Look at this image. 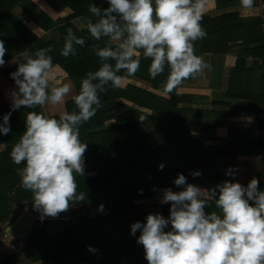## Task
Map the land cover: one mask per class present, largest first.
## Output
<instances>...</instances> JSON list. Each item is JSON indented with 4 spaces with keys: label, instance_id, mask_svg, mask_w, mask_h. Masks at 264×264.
I'll list each match as a JSON object with an SVG mask.
<instances>
[{
    "label": "trees",
    "instance_id": "16d2710c",
    "mask_svg": "<svg viewBox=\"0 0 264 264\" xmlns=\"http://www.w3.org/2000/svg\"><path fill=\"white\" fill-rule=\"evenodd\" d=\"M41 1L29 2L30 6L26 7V11L29 19L41 29L51 30L45 37L38 36L11 12L13 7L22 4L21 0H9L7 4L0 0V39L4 40L7 49L4 59L18 55L24 50L34 53L39 48L51 46L49 54L53 58V82H62L64 78H69L77 92L80 78L87 71L99 67L100 60L95 55L94 46L102 47L111 43L106 37L95 40L88 32V20L95 19L89 12V4L93 2L103 8L108 6V0H56L55 3L53 0ZM226 1L217 0L216 8L230 3L229 0ZM240 1L234 0L232 3L239 4ZM55 4L69 7L70 11L60 17L54 9ZM80 16L86 26L78 29L72 19ZM261 22L260 16L250 19L251 36L237 38L241 39L239 40L242 44L247 41L256 42L255 47L243 49L242 52L259 58L264 65V34ZM201 25L207 34L194 42L198 55L212 51L213 45L220 48L222 43L232 40L231 28L249 26L236 12H225L213 17L204 14ZM69 29L82 37L84 44L74 45L75 54L65 57L60 53ZM234 38L236 39V36ZM149 63V59L142 57L140 68L134 75H124L123 70L121 75L125 80L132 77L143 79L151 84L153 91L138 87L129 81L115 88L107 85V91L99 93L102 107L87 122L80 125V139L87 143V148L84 153V174L77 176L76 180L77 191L84 194V200L72 201L70 206H80L87 202L85 209L74 214V218L72 214L68 219H36L27 236L22 238V247L10 253L0 254V264H23L25 261L38 264H120L121 261L126 264H148L143 245L136 239L139 230L132 235L130 229L115 227L117 223L127 220L131 223L145 220L150 212L139 211L141 205L136 203V200L156 198L159 205L157 212L167 217L170 202L161 203L160 197L165 187H171L173 190L178 188L172 183L178 173H183L187 182L203 188L236 178V174L226 175V170L232 166L235 171L231 160L237 154L243 153L238 152L230 140L213 144L203 135L180 132L171 127V123L183 121L181 115L185 116L192 111L189 108L177 107L175 104L178 99L189 102L194 96L189 93H177L176 88L171 92L166 91L167 68L152 78L148 73ZM17 66L18 62H15L13 66L2 67L0 71L5 79L14 81L10 73L15 71ZM238 69L239 67L233 66L231 71L236 72ZM120 98L152 111L150 114L140 111L133 105L121 103ZM62 106L67 111L75 110L71 98L65 100ZM252 106L255 111L264 109V105L260 106L255 101ZM119 107L123 110L118 111ZM10 109L11 104L0 102V118ZM32 110L43 111L40 105L35 109L24 106L11 109V131L0 134V252L11 244V240L9 242L3 238V228L20 215L25 201L29 202V207H33L31 192L21 187L23 162L15 164L10 156L13 144L25 130V114ZM111 115L114 120L106 125L105 121ZM146 121L151 122V125L145 124ZM255 151L248 149L245 154H254ZM198 154L207 155V159L201 158L188 165H179L187 157L195 158ZM212 157L221 161L211 162L209 158ZM160 162L164 163L162 169L158 168ZM193 170H199L201 175H191ZM258 187L264 188V160ZM100 204L104 206L102 211L98 210ZM206 210L214 209L209 207ZM89 245L93 246L95 251L89 250Z\"/></svg>",
    "mask_w": 264,
    "mask_h": 264
},
{
    "label": "clouds",
    "instance_id": "9594fccd",
    "mask_svg": "<svg viewBox=\"0 0 264 264\" xmlns=\"http://www.w3.org/2000/svg\"><path fill=\"white\" fill-rule=\"evenodd\" d=\"M241 4L250 8L254 0ZM206 9L207 0H108L103 8L89 4L95 19L88 20V32L95 40L106 37L111 42L94 46L99 67L87 71L79 90L71 94L75 110L28 111L25 130L10 152L15 164L23 162L21 187L31 192L41 219L67 210L72 201L84 200L76 177L84 174L87 143L80 139L79 128L102 107L99 93H105L107 85L120 86L121 70L132 76L141 58L149 59L152 78L167 68L165 89L171 92L208 67L194 49V42L207 34L201 25ZM83 44L84 39L69 29L60 54L74 55V45ZM6 51L0 39V66ZM50 52L51 46L19 53L23 61L16 58L18 66L10 73L17 85L11 92V109L63 104L72 93L70 83L53 82ZM11 109L0 118V134L11 131ZM235 174L232 166L226 170V175ZM173 183L183 187L162 189L160 202H170L167 217L150 212L143 222L130 224V234L139 230L136 239L148 264H264V188L258 187L255 176L247 185L226 179L203 188L178 173ZM209 207L214 210H206ZM88 248L95 251L91 245Z\"/></svg>",
    "mask_w": 264,
    "mask_h": 264
},
{
    "label": "crops",
    "instance_id": "0c3cea01",
    "mask_svg": "<svg viewBox=\"0 0 264 264\" xmlns=\"http://www.w3.org/2000/svg\"><path fill=\"white\" fill-rule=\"evenodd\" d=\"M32 1L34 3L39 1L42 2L41 0H21L22 4L13 7L11 12L21 19V21L38 36H48L51 30L41 29L28 17L26 7H29L30 4L28 3ZM55 1L56 0H53L52 2L55 3ZM229 1L230 3H228V5L216 8L217 0H207L205 14H209L213 17L225 12H236L238 17H240L243 22L248 23L249 26H239L238 29L231 28L230 33L233 36L232 40L222 43L223 46L220 48H216L213 45V48H211L212 51L200 55L203 57L208 67L201 73L185 79L182 84L176 88L177 93H189L194 97L189 102L183 101L182 98L178 99L175 105L180 108H189L192 111L185 114V116L181 115L183 121L180 120L179 122L171 123V127L180 132L188 131L192 134L203 135L204 138L210 140L213 144H220L223 143L224 140H230L234 148L237 149L238 152L243 153L237 154L235 158L231 160L236 172V178L231 180L242 183L248 182L255 176L259 181L262 178V161L264 160V109L255 111L252 105L254 101L260 106L264 105V65L259 58L252 56L250 53L242 52L243 49L255 47L257 45L256 42L252 43L245 41L246 43H240V38H246L247 35L249 37L251 36L252 28L249 21L252 18L255 19L259 17V9L255 4V0L253 6L250 8H244L241 1L239 4H233L232 1L234 0ZM8 2L9 0H3V3L7 4ZM54 6H56V4ZM54 9L60 17L66 15L70 11L69 7L64 6H56ZM72 22L78 29L86 26L81 16L72 19ZM235 36L236 39L234 38ZM237 37H240V40ZM16 58L21 61L23 60V57L19 54L7 58L5 59V64L0 66V69L5 66H13L14 63L17 62ZM233 66L239 67V69L236 72L234 70L232 72L231 69H233ZM126 81L143 89L153 91L150 83L138 77H132L130 80L122 79L121 84H124ZM63 82L70 83L72 86V93L65 98V100H67L70 99L71 94L76 92V89L71 79L64 78L61 83ZM16 88L17 85L15 82L5 79L0 71V102L11 104V92ZM255 96H257V98H253ZM119 100L121 103L129 106L133 105L135 108L148 114L152 111L150 108L138 106L136 103L127 99L120 98ZM40 106L45 114L59 113L65 110L62 104L54 106L45 104V106ZM117 110L120 111L123 110V108L119 107ZM113 120L114 116L111 115L106 119L105 124L108 125L112 123ZM145 124L149 126L151 122L146 121ZM248 149L249 151L254 149L256 151L254 154H245ZM182 156L184 157V155ZM205 156L207 155L198 154L195 158L187 157L186 160L180 162L179 165H188V163H192L194 160L201 158L205 160L207 159ZM209 160L211 162L221 161V159L214 157L209 158ZM165 165L167 164L165 163ZM176 187L178 188L174 189V191L180 190L183 186L176 185ZM135 202L141 205L139 211L155 213L159 208L156 198L138 199ZM83 204L84 207L82 210L87 206V202ZM130 224L131 221L127 220L117 223L115 227L130 229ZM23 264H27V261ZM120 264H125V262L121 261Z\"/></svg>",
    "mask_w": 264,
    "mask_h": 264
},
{
    "label": "water",
    "instance_id": "95a60500",
    "mask_svg": "<svg viewBox=\"0 0 264 264\" xmlns=\"http://www.w3.org/2000/svg\"><path fill=\"white\" fill-rule=\"evenodd\" d=\"M84 204L70 206L67 210L58 213L56 216L45 215L43 219H68L69 214L79 213ZM42 212L33 207L22 211L20 215L4 229V235L9 237L24 238L29 233L36 219H41Z\"/></svg>",
    "mask_w": 264,
    "mask_h": 264
},
{
    "label": "rangeland",
    "instance_id": "374dc122",
    "mask_svg": "<svg viewBox=\"0 0 264 264\" xmlns=\"http://www.w3.org/2000/svg\"><path fill=\"white\" fill-rule=\"evenodd\" d=\"M45 106V105H44ZM29 202L28 201H25V204H24V206H23V210L22 211H24V210H26V209H28L29 208ZM74 214H73V218H74ZM70 217H72V214H71V216ZM7 227V226H6ZM6 227H4L3 228V230H2V236H3V238L4 239H6V240H8L9 242H10V240H11V244H9V246L7 247V248H4L3 250H2V252H0V254H4V253H10V252H13L16 248H21L22 247V238H16V237H9V236H5L4 235V229L6 228ZM27 264H38L37 262H33V261H27ZM126 264V263H125Z\"/></svg>",
    "mask_w": 264,
    "mask_h": 264
},
{
    "label": "built area",
    "instance_id": "2783aa9c",
    "mask_svg": "<svg viewBox=\"0 0 264 264\" xmlns=\"http://www.w3.org/2000/svg\"><path fill=\"white\" fill-rule=\"evenodd\" d=\"M255 4H256V6L259 9V13L258 14H259V16L262 19L261 30H262V33L264 34V0H256Z\"/></svg>",
    "mask_w": 264,
    "mask_h": 264
}]
</instances>
